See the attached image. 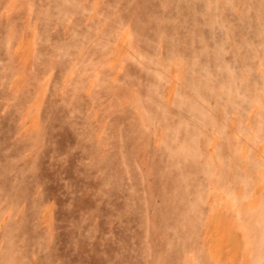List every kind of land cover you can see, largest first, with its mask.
Returning <instances> with one entry per match:
<instances>
[{"label":"rangeland","instance_id":"374dc122","mask_svg":"<svg viewBox=\"0 0 264 264\" xmlns=\"http://www.w3.org/2000/svg\"><path fill=\"white\" fill-rule=\"evenodd\" d=\"M0 264H264V0H0Z\"/></svg>","mask_w":264,"mask_h":264}]
</instances>
